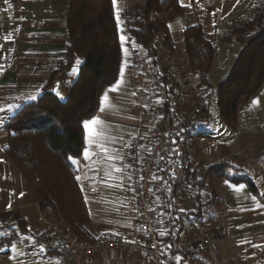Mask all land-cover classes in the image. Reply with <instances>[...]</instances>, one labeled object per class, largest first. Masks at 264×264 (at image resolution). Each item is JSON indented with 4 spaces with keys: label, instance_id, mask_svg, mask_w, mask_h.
<instances>
[{
    "label": "crops",
    "instance_id": "1",
    "mask_svg": "<svg viewBox=\"0 0 264 264\" xmlns=\"http://www.w3.org/2000/svg\"><path fill=\"white\" fill-rule=\"evenodd\" d=\"M138 2L140 0H117L115 13L117 9L119 13H126L129 7ZM178 2L185 9L186 16L194 15L202 24L206 39L214 45L216 42L222 43L233 23L250 20L255 8L253 0ZM69 5L70 0H7V3L0 0V108L4 109L0 111V264H148L143 253L119 249H111L93 257H66L51 251L39 239L46 226L38 220L36 200L5 154L8 145L6 124L25 104L37 100L43 92L50 71L63 61ZM183 28L181 17L175 18L168 25L174 42L171 50L173 55H181L180 33ZM121 36L119 35L120 40ZM129 50L125 39L117 80L101 96L102 99L107 92L111 106L101 112L100 100L98 110L88 119L99 118L105 122L103 128L99 129L104 136L97 137V141L107 148V153L97 143L90 144V138L84 129L85 148L75 159L77 163H72L84 202L87 198L85 204L89 219L84 227L94 241L109 235H117L125 240L141 239L126 165L136 140L139 141L141 150L148 146L150 131L156 123L157 115L147 85L127 73ZM161 59L160 56L158 60ZM181 59L189 85L197 89L199 81L191 74L187 55ZM232 64L233 62L229 69ZM122 70L123 79L118 91L110 92L109 89L121 81ZM75 76L73 69L60 72L53 82L52 91L56 94L58 90L64 99ZM221 82L213 84L210 81V84L215 88ZM139 90L144 91V96L137 95ZM31 96L36 98L30 99ZM254 101L258 103L254 104ZM141 107H145L147 112H141ZM247 108L255 120V126L264 127V84L249 101ZM208 113L203 125L207 122ZM200 132L201 128L193 141ZM263 139L264 136L261 140ZM85 151L94 154L85 159ZM221 157L222 162L229 157L230 160L226 163L228 171L235 176L249 178L258 194L249 190L241 180H206L208 193L203 196L209 201V207L202 217V223L213 231L216 250L223 264H264V154L258 155L255 158L257 160L252 163L255 172L247 170L248 168L245 170L247 166L244 157L238 158L234 151L224 153ZM238 162L244 166L239 167ZM195 165L198 166L196 161ZM200 168L203 174L204 169ZM115 169L122 171L117 172ZM108 172L111 177L106 176ZM77 177H80L79 181ZM230 183L234 186L229 187ZM241 184L244 185L243 189H239ZM9 204L13 211H9ZM153 207L156 208L155 203ZM44 212L49 220L63 225L57 214L50 210ZM156 213L157 232L160 234L167 227L166 215L158 209ZM10 236H15L18 242L10 241ZM41 247L44 251H41ZM176 257L183 258L179 264H203L194 254L183 257L170 252L163 264H177Z\"/></svg>",
    "mask_w": 264,
    "mask_h": 264
},
{
    "label": "trees",
    "instance_id": "2",
    "mask_svg": "<svg viewBox=\"0 0 264 264\" xmlns=\"http://www.w3.org/2000/svg\"><path fill=\"white\" fill-rule=\"evenodd\" d=\"M133 17L130 30L135 47L142 48L153 62L158 60V43L173 50L168 25L185 14L178 0H140L129 7ZM185 28L183 43L191 74L199 81L197 89L208 101L215 99L218 115L234 133L239 127L241 110L264 84V5L253 9L248 21L232 24L222 44L235 43L238 51L229 72L215 88L209 73L217 57V48L209 42L202 24L194 15ZM122 42L112 0H70L66 14V45L63 61L50 71L42 94L25 104L6 124L8 145L5 154L23 177L36 203L57 214L63 227L79 240L93 242L84 225L89 219L87 206L76 181V171L68 157L78 158L85 148L83 122L98 110L104 90L115 83L121 64ZM79 61V63H77ZM75 69L76 76L64 99L53 91V82L62 71ZM170 105L167 112L170 111ZM197 132L193 133V137ZM203 174L196 194L197 210L188 217L202 223L209 204L206 180H241L258 194L246 176H235L213 162L202 167ZM169 219L172 214L169 212ZM171 254L187 257L190 251L170 246Z\"/></svg>",
    "mask_w": 264,
    "mask_h": 264
},
{
    "label": "built area",
    "instance_id": "3",
    "mask_svg": "<svg viewBox=\"0 0 264 264\" xmlns=\"http://www.w3.org/2000/svg\"><path fill=\"white\" fill-rule=\"evenodd\" d=\"M119 16V35L125 37L130 47L127 73L147 85L157 115L148 146L141 150L136 140L126 165L141 239L125 240L109 235L93 242L79 240L61 224L49 220L45 210L36 203L38 220L46 226L39 239L51 251L66 257H93L119 249L143 253L148 264H163L168 259L169 247L175 246L198 256L203 264H223L216 250L213 231L187 216V213L197 210L196 194L202 175L201 168L195 165L193 133H198L202 127L208 105L205 93L189 85L181 59L186 56L183 37L185 28L192 23L191 18L181 17L184 26L180 33L181 55H173L158 43L162 59L153 62L144 49L135 47L133 43L130 35L133 17L125 12ZM137 95L144 96V91H137ZM141 112L146 113L147 109L141 107ZM208 207L209 204L202 211H207ZM157 209L166 215L167 227L163 236L157 232ZM9 240L18 242L15 236H10Z\"/></svg>",
    "mask_w": 264,
    "mask_h": 264
},
{
    "label": "rangeland",
    "instance_id": "4",
    "mask_svg": "<svg viewBox=\"0 0 264 264\" xmlns=\"http://www.w3.org/2000/svg\"><path fill=\"white\" fill-rule=\"evenodd\" d=\"M253 4L255 7L264 5V0H253ZM215 46L217 48V57L209 73V80L213 84L226 78L229 72V65L234 62L238 51V46L235 43L224 45L216 42ZM209 103L207 122L201 127L198 138L193 141L194 160L199 167H203V165L208 163L218 162L223 164L225 170H229L226 164L230 160L229 157L222 162L221 155L224 156V153L234 151L238 158L244 157L245 165L247 166L244 169L248 168L247 170L255 172L256 170L252 168V163L257 160L255 158L258 155L264 154V139L261 140L264 136V127L255 126V120L247 106H245L240 113L238 130L234 133L228 130L220 120L215 99L213 98ZM251 160L253 162H250ZM238 166L244 165L240 163Z\"/></svg>",
    "mask_w": 264,
    "mask_h": 264
},
{
    "label": "snow or ice",
    "instance_id": "5",
    "mask_svg": "<svg viewBox=\"0 0 264 264\" xmlns=\"http://www.w3.org/2000/svg\"><path fill=\"white\" fill-rule=\"evenodd\" d=\"M5 2L7 3V0H5ZM113 2V7L114 8H117V0H112ZM116 19H117V24L119 26V24L121 23V20H120V16H119V10L117 9V12H116ZM125 40V37L124 36H121V42H122V46H123V42ZM126 51V50H125ZM77 63H79V61H77ZM75 69L73 70V72L75 73ZM122 79H123V70L121 71V81H118L117 84L110 88L109 91L110 92H116L118 91L119 87H120V84L122 82ZM56 94L57 96H60L61 99H63V96H61L60 92L58 90H56ZM36 97L35 96H31L30 99H35ZM109 102V96H108V93L106 92L103 96V98L101 99V112L105 111L107 107H110L111 105L108 103ZM254 104L258 103V101H254L253 102ZM9 110H11V106L9 107ZM0 111H4L3 108H0ZM105 122L99 118H93L91 120H86L83 122V127L84 129L86 130L89 138H90V144L92 143H97V146H99L102 151L106 154L107 153V148L104 147L103 144H99L98 141H97V137H100V138H103L104 136V133L102 130H99V129H102L103 126H104ZM94 153H90L89 151H85L84 152V156H85V159H89L91 157V155H93ZM111 159V157H108ZM68 159L73 163H77V161L73 158V157H68ZM115 171L119 172V171H122L121 169H115ZM106 176L107 177H111V173L108 172L106 173ZM77 180L79 181L80 180V177H77ZM234 185L233 184H229V187H233ZM244 188V185H239V189H243ZM237 189V190H239ZM253 199H255L253 197ZM85 202L87 203V198L85 199ZM9 208H11V204L8 205ZM183 211V210H182ZM161 236L165 235L164 232H161L160 233ZM155 247V245H153ZM41 251H44V248L41 247ZM183 259L182 257H176V260H177V264H179L180 260Z\"/></svg>",
    "mask_w": 264,
    "mask_h": 264
}]
</instances>
